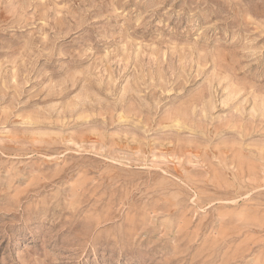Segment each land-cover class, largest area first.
Instances as JSON below:
<instances>
[{
	"label": "rangeland",
	"instance_id": "374dc122",
	"mask_svg": "<svg viewBox=\"0 0 264 264\" xmlns=\"http://www.w3.org/2000/svg\"><path fill=\"white\" fill-rule=\"evenodd\" d=\"M0 264H264V0H0Z\"/></svg>",
	"mask_w": 264,
	"mask_h": 264
}]
</instances>
